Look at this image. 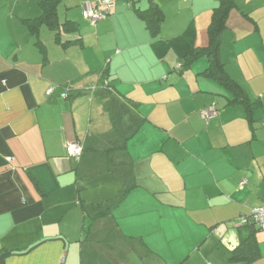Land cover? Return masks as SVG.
Masks as SVG:
<instances>
[{"label":"crops","instance_id":"1","mask_svg":"<svg viewBox=\"0 0 264 264\" xmlns=\"http://www.w3.org/2000/svg\"><path fill=\"white\" fill-rule=\"evenodd\" d=\"M41 1L0 0V264H247L230 258L239 218L264 203V0H235L221 40L250 111L205 56L182 66L208 46L218 0H116L93 26L82 4L101 0H59L36 38ZM154 5L155 32L138 14ZM110 102L141 121L125 150L136 186L88 228L85 190L109 186L103 202L123 189L105 167ZM87 139L76 161L67 146ZM254 240L250 264H264V231Z\"/></svg>","mask_w":264,"mask_h":264},{"label":"trees","instance_id":"2","mask_svg":"<svg viewBox=\"0 0 264 264\" xmlns=\"http://www.w3.org/2000/svg\"><path fill=\"white\" fill-rule=\"evenodd\" d=\"M58 2L59 0H42L40 2L41 14L39 15V17L33 20H26V26L34 37L37 38L38 30L41 25H47L52 29L56 26V23L54 22V16L55 6L58 4ZM235 7V0H218V5L212 11L211 23L207 32L208 46L204 49L193 50L187 53V55L183 58L185 62L182 66H188L200 56H205L208 60L209 68L204 72V74L226 88L229 95H231V97L229 98L230 104L240 103L245 106L247 111H250L251 104L249 103L244 90L228 77L224 69V64L222 63L220 57L223 32L226 29V22L229 13L233 9H235ZM138 14L146 22L147 27L149 29H154L155 32L156 28L160 25V22L162 20V13L159 8H155L154 5L151 6L148 10L141 12L139 11ZM97 87L95 85L90 86L86 90L90 93H93ZM100 89L108 94L112 93V88L109 86V84H101ZM64 90L65 91L62 94H66V96L62 99L65 100L70 97V89ZM117 107L118 106L110 102L106 109V113L109 117L110 122V135L111 137H113L114 144L113 147H111L107 151H103V153L106 154L104 156L106 160V173L110 175L111 180L120 181L123 189L117 197L111 200L103 201L100 203H84L81 206L85 218H87L89 221L88 228H90L97 221L110 215V212L115 207H117L127 196L128 192L136 186L132 174V166L128 160L125 150L127 140L135 134L141 124V121H137L134 115L125 118V112L121 111ZM87 141L88 139L84 142L77 141V144L81 147V154L78 158L74 157L76 161H80V159L82 158L83 152L86 150L85 147ZM113 153L116 154L113 156ZM263 204L264 203H262V205ZM262 205H260L259 207H261ZM241 227L242 229L239 231V247L236 251L233 252L230 261H244L245 263L250 264L258 260V258L260 257L258 253L257 243L254 240V233L257 230L261 229L253 225H244Z\"/></svg>","mask_w":264,"mask_h":264},{"label":"built area","instance_id":"3","mask_svg":"<svg viewBox=\"0 0 264 264\" xmlns=\"http://www.w3.org/2000/svg\"><path fill=\"white\" fill-rule=\"evenodd\" d=\"M116 0H101L97 4H93L86 1L82 4V17L87 20L90 25H95L96 22L104 19L109 15L110 10L114 7ZM130 1V0H128ZM53 91V88L48 89V94ZM66 94H62L61 97L65 98ZM215 114L214 108L209 107L200 111L199 115L201 119L208 120ZM264 123V119H263ZM69 155L78 158L81 154V147L77 143H69L67 146ZM240 226H256L264 231V204L256 209H252L250 213L241 215L239 218Z\"/></svg>","mask_w":264,"mask_h":264},{"label":"rangeland","instance_id":"4","mask_svg":"<svg viewBox=\"0 0 264 264\" xmlns=\"http://www.w3.org/2000/svg\"><path fill=\"white\" fill-rule=\"evenodd\" d=\"M104 119H106V125H108V127H110V123H109V117L107 115L104 116ZM95 180H93L94 182ZM97 182V181H95ZM99 183L101 182V180L98 181ZM102 183V182H101ZM113 183V182H112ZM109 190V186H103L102 184L95 186L93 188H87L85 190V193H89V196H91V200H93V202L95 203H100L101 202V197L102 194L104 193V195H106V192ZM108 193V192H107ZM109 194V193H108Z\"/></svg>","mask_w":264,"mask_h":264}]
</instances>
